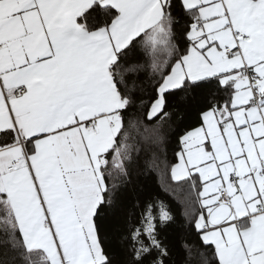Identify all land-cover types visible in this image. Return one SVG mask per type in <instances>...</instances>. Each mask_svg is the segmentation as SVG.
<instances>
[{"label":"snow or ice","instance_id":"1","mask_svg":"<svg viewBox=\"0 0 264 264\" xmlns=\"http://www.w3.org/2000/svg\"><path fill=\"white\" fill-rule=\"evenodd\" d=\"M180 5L183 50L171 0H0V247L14 253L0 264H111L94 217L106 178L126 175L129 129L149 132L124 118L142 71L157 92L149 120L169 115L172 90L216 80L226 93L180 138L171 175L196 192L188 214L218 264H264V0ZM137 47L146 61L126 63ZM153 207L131 235L134 264L167 254Z\"/></svg>","mask_w":264,"mask_h":264},{"label":"trees","instance_id":"2","mask_svg":"<svg viewBox=\"0 0 264 264\" xmlns=\"http://www.w3.org/2000/svg\"><path fill=\"white\" fill-rule=\"evenodd\" d=\"M171 2V13L178 21L174 25V42L183 50L187 46L185 33L190 20L180 0ZM92 16L95 19L90 18L89 23L102 22L104 19L102 13H93ZM146 59L142 49L137 47L129 52L125 62L144 63ZM127 79L133 104L124 113L125 124L130 118L138 120L141 133L145 127L149 132L137 135L135 130L129 129L135 138V150L131 153V162L127 163L126 175L114 169L112 177L106 178L110 195L98 206L94 217L102 248L111 264H134L131 235L143 227L145 209L152 205L153 214L157 217V238L167 254L160 255L157 250H153L143 264H152L156 258L161 259L163 264H217L213 246L202 241L193 217L188 214L190 205L194 206L193 212L199 208L195 203L196 192L188 191L190 184L174 181L171 170L178 161L180 138L202 123L201 113L213 103L223 104L226 93L219 88L216 80L172 90L166 93L163 108L169 115L163 120L158 117L149 120L148 112L157 98L153 83L143 71ZM0 139H6L2 133ZM161 206L171 216L164 224H160L158 219ZM4 253L5 250L0 247V259H10L14 255L9 252L5 256Z\"/></svg>","mask_w":264,"mask_h":264},{"label":"crops","instance_id":"3","mask_svg":"<svg viewBox=\"0 0 264 264\" xmlns=\"http://www.w3.org/2000/svg\"><path fill=\"white\" fill-rule=\"evenodd\" d=\"M197 127H198V126H197ZM180 151H181V150H180ZM178 163H179V159H178V161H177V163H176V164H178ZM176 164H175V165H176ZM175 165H174V166H175ZM212 246H213V245H212ZM213 248H214V246H213ZM217 264H218V262H217Z\"/></svg>","mask_w":264,"mask_h":264}]
</instances>
